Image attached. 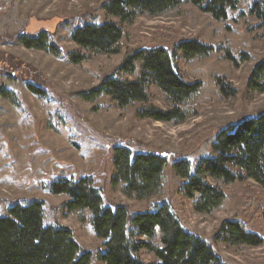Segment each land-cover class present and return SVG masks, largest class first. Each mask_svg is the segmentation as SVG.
I'll return each mask as SVG.
<instances>
[{
	"label": "rangeland",
	"instance_id": "rangeland-1",
	"mask_svg": "<svg viewBox=\"0 0 264 264\" xmlns=\"http://www.w3.org/2000/svg\"><path fill=\"white\" fill-rule=\"evenodd\" d=\"M107 1L0 0V90L10 92L16 100L0 94V214L8 215L15 204L41 200L44 224L70 227L81 247L93 253L91 264H101L97 253L103 250L102 243L94 236L87 214L81 220L80 213L63 207L67 196L51 194L43 187L61 176H89L100 190L104 206L126 204L132 213H138L168 203L181 225L209 243L227 264H264L261 185L250 178L229 185L213 183L220 185L225 198L212 213H198L192 200L180 194L183 179L173 168L175 162L187 161L194 170L202 158L212 156L211 146L220 130L264 111V93L249 88L255 65L264 60V20L251 10L260 2L264 13V0H241L225 20H216L183 2L161 15H138L130 24L107 15L102 8ZM107 20L123 28L120 52L83 51L86 58L72 64L69 53L81 50L71 39L73 30ZM40 31L48 33L61 50L60 57L18 41L19 36ZM181 40L214 47L208 56L190 60L176 53V65L185 81L202 83L184 108L187 116L182 121L139 118L138 102L120 107L104 94L84 99L104 77L118 71L130 52L156 47L173 52ZM227 52L237 65L227 58ZM138 73L123 78L132 80ZM219 83L230 87L227 95ZM149 91L157 108L172 107L156 85L151 84ZM116 147L132 154L153 152L166 157L159 193L138 199L112 185ZM225 220L247 223L263 242L231 247L215 241ZM142 257L154 260L149 253Z\"/></svg>",
	"mask_w": 264,
	"mask_h": 264
},
{
	"label": "trees",
	"instance_id": "trees-1",
	"mask_svg": "<svg viewBox=\"0 0 264 264\" xmlns=\"http://www.w3.org/2000/svg\"><path fill=\"white\" fill-rule=\"evenodd\" d=\"M240 1L108 0L102 8L107 15L117 17L121 24H130L138 15H161L186 2L216 20H225L228 11L236 9ZM251 12L264 20L260 2L254 3ZM122 38L123 28L114 21L86 23L71 33L72 41L81 50L69 53V61L80 64L86 58L83 51L119 53ZM18 41L27 48L57 57L62 55L46 31L19 36ZM213 50V46L197 40H181L173 52L163 47L132 51L125 56L118 71L104 77L83 97L91 100L108 95L120 107L138 102L139 118L182 121L187 116L184 108L197 96L202 83L185 81L176 65V53L181 52L190 60L206 57ZM227 58L237 65L230 52ZM137 71L134 79L123 78L134 76ZM151 84L165 93L171 108L162 110L152 104ZM219 87L225 95L230 91L227 85L219 83ZM249 88L264 93V60L255 65ZM0 94L16 101L4 89ZM211 150L212 156L202 158L194 170L187 161L173 165L177 176L183 179L179 192L192 200L196 212L210 214L222 204L225 194L219 184L213 183L229 185L250 178L264 189V111L220 130ZM166 163V157L158 153L132 154L127 148L116 147L112 185L128 197L149 198L162 189ZM43 187L51 194L67 196L69 199L63 207L80 213L81 220L83 214H87L94 236L102 243L103 250L97 253L101 264H227L209 243L181 225L168 203L155 206L153 211L138 213H132L126 204L104 206L100 190L94 187L89 176H61ZM43 213V201L34 200L24 206L15 204L6 216L0 214V264H91L93 253L81 247L73 230L66 225H45ZM214 240L231 247L257 246L263 242L241 220L223 221ZM143 253L151 254L154 260H144Z\"/></svg>",
	"mask_w": 264,
	"mask_h": 264
}]
</instances>
